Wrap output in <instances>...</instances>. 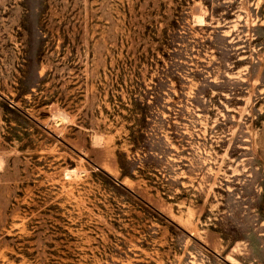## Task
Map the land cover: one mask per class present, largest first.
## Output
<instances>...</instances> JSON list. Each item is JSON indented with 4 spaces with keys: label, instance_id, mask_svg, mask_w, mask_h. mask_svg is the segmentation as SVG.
Returning a JSON list of instances; mask_svg holds the SVG:
<instances>
[{
    "label": "rangeland",
    "instance_id": "1",
    "mask_svg": "<svg viewBox=\"0 0 264 264\" xmlns=\"http://www.w3.org/2000/svg\"><path fill=\"white\" fill-rule=\"evenodd\" d=\"M0 264H264V0H0Z\"/></svg>",
    "mask_w": 264,
    "mask_h": 264
}]
</instances>
